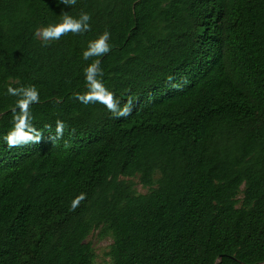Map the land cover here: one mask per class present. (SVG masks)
<instances>
[{
  "label": "trees",
  "instance_id": "16d2710c",
  "mask_svg": "<svg viewBox=\"0 0 264 264\" xmlns=\"http://www.w3.org/2000/svg\"><path fill=\"white\" fill-rule=\"evenodd\" d=\"M93 232L264 264V0H0V264H95Z\"/></svg>",
  "mask_w": 264,
  "mask_h": 264
},
{
  "label": "rangeland",
  "instance_id": "374dc122",
  "mask_svg": "<svg viewBox=\"0 0 264 264\" xmlns=\"http://www.w3.org/2000/svg\"><path fill=\"white\" fill-rule=\"evenodd\" d=\"M135 189L140 194H145L148 189L142 187L137 180H134ZM90 243L95 254V264H111V260L108 257L107 253L109 247L112 243V240L109 236H99L97 232H93L89 235L86 240Z\"/></svg>",
  "mask_w": 264,
  "mask_h": 264
}]
</instances>
